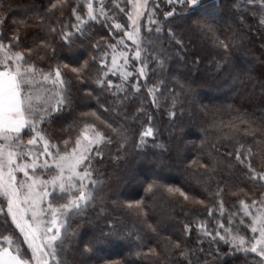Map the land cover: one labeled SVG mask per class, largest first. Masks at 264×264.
<instances>
[{
  "label": "snow or ice",
  "instance_id": "snow-or-ice-1",
  "mask_svg": "<svg viewBox=\"0 0 264 264\" xmlns=\"http://www.w3.org/2000/svg\"><path fill=\"white\" fill-rule=\"evenodd\" d=\"M167 4L173 7L163 13L162 22L157 16L158 0H110V6L105 0H72L71 3L70 0H49V7L43 13L32 14L36 27L44 33L33 47L20 50L22 38L18 30L10 38L0 31V216L4 217L0 223L3 229L0 264H76L69 257L75 251L72 225L74 220L84 222L82 218L89 209L98 208V211L87 222L103 216L108 231L101 229L99 235L84 243L82 257L95 254L100 245L112 242L113 238L131 235L121 232L107 218L102 195L106 180L95 165L113 144L118 153L127 155L133 135L127 123L129 119L141 124L138 139L134 141L137 150L146 149L149 138L156 139L158 130L153 115L143 104L145 93L150 98V106L159 109L166 90L172 98L167 114L173 120L176 118L178 96L182 93L175 87H167L169 69L166 67L173 55L183 59L180 54L184 41L175 29L183 27L212 37L214 47L222 51L227 62L231 49L238 44L243 46L242 26L247 17L258 16L259 23L264 25V0H233L232 15L238 17L241 29L233 33L231 40L220 38L215 18L204 12L206 0H167ZM3 8L0 4V10ZM66 8L70 9L68 20L63 19ZM116 9L126 15L124 23L115 19ZM143 17H147L146 22ZM169 18L172 21L179 18L182 23L175 25ZM4 20L0 16V29ZM96 23L107 28V40L103 36L93 39L91 26ZM57 45L69 51L78 45L95 54L82 63L76 61L78 67H71L57 59ZM33 57H38L40 62ZM198 62L199 58L194 61ZM215 63L218 71L226 67V63ZM110 77H117V81ZM150 79L154 82L150 83ZM173 80L181 89L191 87L187 81L181 82L176 77ZM74 82H79L81 89L91 88L89 96L106 93L108 107L100 104L105 112L125 108L131 97H139L140 106L130 117L125 115L123 122L113 119L109 123L92 112L91 116L103 127L95 121L82 120L74 125L77 129L74 137H53L45 125L57 121L71 107ZM236 120L230 125L231 150L221 153L211 143L185 167V173L207 193L205 199L190 197L180 187L163 186L181 211L188 203L199 204L204 206L209 218L183 222L175 240L165 238V251L177 253L187 264H201L198 253L206 257L202 264H222L224 258L238 253L244 257V264H264V150L257 147L254 152L243 143L245 136H255L257 132L264 136V118L258 124L254 117L241 113ZM152 147L166 151L160 142ZM237 170L243 176L238 183L219 178L222 171L232 174ZM159 187L157 181H152L145 192ZM225 197H235V202L226 207ZM118 203L145 220L147 213L142 200L112 201L114 205ZM12 226L19 236L9 233ZM145 227L156 232L152 224L145 223ZM221 243L227 246V251H222ZM205 244L209 246L207 249ZM148 254L158 255L152 248L148 253L137 252L138 256Z\"/></svg>",
  "mask_w": 264,
  "mask_h": 264
},
{
  "label": "trees",
  "instance_id": "trees-1",
  "mask_svg": "<svg viewBox=\"0 0 264 264\" xmlns=\"http://www.w3.org/2000/svg\"><path fill=\"white\" fill-rule=\"evenodd\" d=\"M0 4L4 5L3 10H0V16L5 17L0 31L10 38L12 33L18 30L22 38L20 50L25 46L33 47L38 42V37L43 36L44 33L36 27V20L32 18V14L34 11L43 13L49 7V0H0ZM172 7L167 4V0L159 1L157 16L162 22L163 13L171 11ZM232 7L233 0H206L204 12L215 18L221 39L231 40L233 33L241 29V25L237 22L238 17L232 15ZM83 11L82 9V15ZM177 12H179L178 6ZM56 15L59 16V13L57 12ZM69 17L70 9L66 8L63 19L68 20ZM259 19L258 16L247 17L246 23L242 26L243 46L238 44L232 48L227 62L223 59L222 51L214 47L212 37L196 34L183 27L175 29L184 41V50L180 54L183 59L173 55L166 67L169 69L167 87H175L178 93H182L178 96L176 118L173 120L167 114L172 98L166 90L160 100L159 109L150 106V98L145 93L143 104L153 115L154 125L158 130L156 139L149 138L148 147L137 150L134 141L138 139L141 124L139 121L133 122L129 119L127 123L132 128L133 135L126 149L127 155L118 153L116 145L113 144L105 149L106 155L103 160L95 165L104 174L103 179L106 180L102 195L107 207V218L115 223L121 232L131 235L113 238L112 242L100 245L95 254L82 257L83 244L93 236L99 235L101 229L108 231L103 216L98 220L93 219L91 223L87 222L90 217L94 218L98 211V208L89 209L87 215L82 218L84 222L74 220L72 225L75 235L71 240L75 251L70 252L69 257L74 259L76 264H103L104 261L116 262V264H187L177 253L169 254L165 251V238L171 237L175 240L180 234L183 222L209 218L203 205L188 203L185 210L181 211V207L172 202L163 186L180 187L190 197L205 199L207 193L203 192L202 188L185 173L188 162L198 158L211 143H215L221 153L231 150L233 145L228 137L233 133L230 125L237 122L236 117L241 113L254 117L258 124L264 118V25L259 23ZM169 20L172 21V18ZM21 21L24 23L22 24ZM172 23L180 25L182 22L177 18ZM91 31L94 40H99L101 36L105 40L109 38L108 30L102 24H93ZM7 42L8 40L5 39V43ZM172 51L174 53L175 49ZM92 54L95 53L91 49L86 50L78 45L71 51L57 45V59L69 63L71 67H78L76 61L82 63ZM33 58L40 62L38 57ZM197 58L199 62L194 63ZM216 61L221 64L226 63L224 70H217ZM69 75H71L70 70ZM173 77L181 82H189L190 89L187 87L181 89ZM110 78L114 82L117 81V77ZM149 82L154 80L150 79ZM89 91L91 88L81 89L79 82H74L71 92L72 105L60 114L57 121L45 125L49 135L60 138L74 137L77 133L74 125L77 122L95 121V117L91 116L92 112L109 123L113 119L123 122L124 116L130 117L141 103L139 97H131L126 102L125 108L118 109L117 112L111 110L105 112L100 104L108 107L105 103L107 94L93 93L89 96L87 95ZM95 122L103 127L100 121ZM156 142L163 143L166 151L152 147ZM243 143L246 148L252 147L254 152L257 147L264 150V136L259 132L255 136H245ZM116 156L121 158L114 159ZM254 162L258 163V160L254 158ZM158 170L161 175L156 174ZM164 173L173 174L171 178H166ZM219 178L230 183H238L243 176L239 170L232 174L222 171ZM152 181H157L161 187L152 192H145V188ZM240 187L243 188V184H240ZM225 199L226 207L235 202V197H225ZM113 200L118 202L142 200L144 211L147 213L145 220H141L121 203L112 204ZM207 202L210 203V198ZM3 220L4 217L0 216V223H3ZM145 223L152 224L156 232L146 229ZM209 227L213 225L209 224ZM2 231L3 229H0V232ZM9 233L19 236L14 226L9 229ZM246 234L251 235L250 232ZM195 235L196 233H193V236ZM20 240L22 241V237ZM191 246L190 243L189 247ZM24 247L27 248L26 245ZM204 247L207 249L209 246L205 244ZM149 248L155 249L158 255H137L138 251L148 253ZM221 248L222 251H227V246L223 243ZM197 255L200 256L202 264L206 257L199 253ZM222 264H244V257L238 253L224 258Z\"/></svg>",
  "mask_w": 264,
  "mask_h": 264
},
{
  "label": "rangeland",
  "instance_id": "rangeland-1",
  "mask_svg": "<svg viewBox=\"0 0 264 264\" xmlns=\"http://www.w3.org/2000/svg\"><path fill=\"white\" fill-rule=\"evenodd\" d=\"M159 1H160V0H158V3H159ZM105 2H106L107 4H109V6H110V0H105ZM121 6L124 7L123 4H122ZM127 11H128V8L125 7V12H127ZM115 13H116V15H115V19H116L117 21H119V22H124V21L127 20L126 15H125L124 13L119 12L118 9L115 10ZM109 15H112V13L110 12ZM142 20H143L144 22H146L147 17H143ZM128 43L131 44V41H128ZM242 71H243V70H242ZM156 174H157V175L160 174V171L158 170V171L156 172ZM172 174H173V173H171V174L164 173L163 175H164V177H166V178H171V177H172ZM160 175H161V174H160ZM9 219H10V218H9ZM26 247H27V245H26ZM30 255H31V253H30V251H29V256H30Z\"/></svg>",
  "mask_w": 264,
  "mask_h": 264
}]
</instances>
